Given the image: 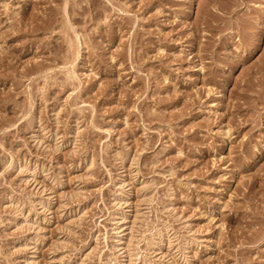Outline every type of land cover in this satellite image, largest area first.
Masks as SVG:
<instances>
[{"label": "rangeland", "instance_id": "rangeland-1", "mask_svg": "<svg viewBox=\"0 0 264 264\" xmlns=\"http://www.w3.org/2000/svg\"><path fill=\"white\" fill-rule=\"evenodd\" d=\"M133 263L264 264V0H0V264Z\"/></svg>", "mask_w": 264, "mask_h": 264}, {"label": "bare ground", "instance_id": "bare-ground-1", "mask_svg": "<svg viewBox=\"0 0 264 264\" xmlns=\"http://www.w3.org/2000/svg\"><path fill=\"white\" fill-rule=\"evenodd\" d=\"M75 73H76V72H75ZM32 137H33V136H32ZM16 161H17V160H16ZM22 164H23V163H22ZM36 170H37V169H36ZM22 171H23V170H22ZM119 181H120V180H119ZM124 183H125V182H124ZM120 184H121V183H120ZM121 186H122V185H121ZM122 194H123V193H122ZM121 218H122V217H121ZM121 220H122V219H121ZM121 220H120V221H121ZM114 221H115V220H114ZM120 221H119V222H120ZM118 224H119V223H118ZM114 229H115V228H114ZM154 237H155V236H154ZM157 242H158V241H157ZM109 258H110V257H109ZM111 260H112V259H111ZM132 260H133V259H132ZM133 264H134V263H133Z\"/></svg>", "mask_w": 264, "mask_h": 264}]
</instances>
